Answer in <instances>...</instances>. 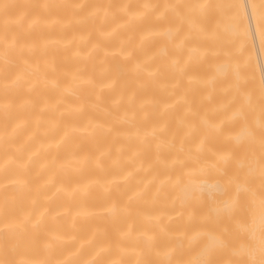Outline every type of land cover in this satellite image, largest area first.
<instances>
[{"label": "bare ground", "instance_id": "obj_1", "mask_svg": "<svg viewBox=\"0 0 264 264\" xmlns=\"http://www.w3.org/2000/svg\"><path fill=\"white\" fill-rule=\"evenodd\" d=\"M2 2L0 264H264V0Z\"/></svg>", "mask_w": 264, "mask_h": 264}, {"label": "clouds", "instance_id": "obj_2", "mask_svg": "<svg viewBox=\"0 0 264 264\" xmlns=\"http://www.w3.org/2000/svg\"><path fill=\"white\" fill-rule=\"evenodd\" d=\"M7 5H5L2 0H0V10H3ZM89 15H92L91 13ZM54 130V128L52 129ZM3 169H0V174L3 173ZM53 221V230L57 233H64V232H70L73 228V225L69 222H62L57 220L56 216H52ZM74 239L73 236L67 235V236H57V239L50 243L48 246L52 247L54 244H67L71 243V241ZM79 252L80 249H76L75 251H72L68 254V256L65 257L64 260L56 262V264H89L87 260H81L79 259Z\"/></svg>", "mask_w": 264, "mask_h": 264}]
</instances>
